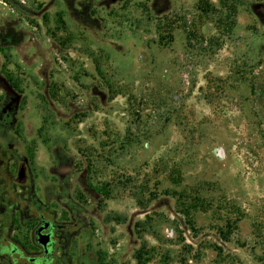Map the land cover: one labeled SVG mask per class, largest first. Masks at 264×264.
Returning <instances> with one entry per match:
<instances>
[{"label": "rangeland", "instance_id": "rangeland-1", "mask_svg": "<svg viewBox=\"0 0 264 264\" xmlns=\"http://www.w3.org/2000/svg\"><path fill=\"white\" fill-rule=\"evenodd\" d=\"M5 110L0 236L41 213L66 264H264V0H0Z\"/></svg>", "mask_w": 264, "mask_h": 264}, {"label": "flooded vegetation", "instance_id": "flooded-vegetation-1", "mask_svg": "<svg viewBox=\"0 0 264 264\" xmlns=\"http://www.w3.org/2000/svg\"><path fill=\"white\" fill-rule=\"evenodd\" d=\"M9 112L8 110L0 112V122ZM3 165L4 160L0 158L1 198L7 196L5 190L9 186V171L7 172ZM25 170L24 163L18 164L16 178L14 177L17 184L23 183ZM19 171L22 173L20 179L17 177ZM69 228L68 224L55 222L41 213L34 215V222L26 233L17 230L12 234L7 227H3L0 236V264H66L65 260L69 257L59 251L58 233L65 232Z\"/></svg>", "mask_w": 264, "mask_h": 264}, {"label": "water", "instance_id": "water-1", "mask_svg": "<svg viewBox=\"0 0 264 264\" xmlns=\"http://www.w3.org/2000/svg\"><path fill=\"white\" fill-rule=\"evenodd\" d=\"M21 176H22V173H21V171H19L18 174H17V177L20 179Z\"/></svg>", "mask_w": 264, "mask_h": 264}]
</instances>
